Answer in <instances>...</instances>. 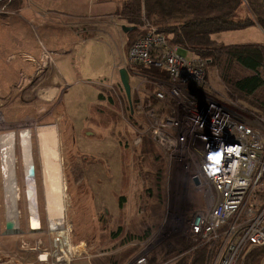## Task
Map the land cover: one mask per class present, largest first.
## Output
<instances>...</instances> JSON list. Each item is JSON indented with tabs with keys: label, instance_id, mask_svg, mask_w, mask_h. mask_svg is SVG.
<instances>
[{
	"label": "rangeland",
	"instance_id": "1",
	"mask_svg": "<svg viewBox=\"0 0 264 264\" xmlns=\"http://www.w3.org/2000/svg\"><path fill=\"white\" fill-rule=\"evenodd\" d=\"M11 1L0 4V23L4 24H0V264H50L60 253L65 255V259L59 264H104L103 259L118 261L127 252L129 254L120 264L140 255L149 256L150 262L155 256L158 263L168 259L166 255L171 249L175 252L182 250L179 255L183 256L184 251L180 248L183 242H194L190 222L198 212L206 211L212 204L215 192L200 174V154L187 148L177 152L179 138L171 149L166 148L164 145L171 144L170 141L156 132L162 123L160 119L172 112L176 104L173 100L178 103L180 100L172 97L167 75L139 71L129 59L126 64L128 51L150 31L159 29L166 38L167 48L177 51L178 47L179 54L197 58L204 65L206 63L203 69L207 78L202 85L205 93L186 89L187 92L201 99L218 98L241 118H258L264 112L243 100L232 98L216 61H207L197 51L190 55L178 45L171 44L172 34L164 32L162 25H155L144 8L138 29L126 32L123 26L135 24L119 14L124 0H70L74 1L71 3L74 9L70 8L68 12H62L65 6L60 4L55 10L45 9L49 11L42 14L44 22L45 18L53 16L58 17L62 24H53V21V25H46L42 33L60 36L66 28L75 31L70 38L61 34L64 41L60 43L67 49L64 53H78L82 45L81 51H87L93 42L91 39L89 43L90 38H98L100 41L92 45L99 55L96 59L102 62V58L108 59L111 53L112 58L116 56L114 61L120 62L114 65V73H110V79L106 81L108 85L102 89L106 100L93 120L94 127L98 129L94 134H99H93L89 140L79 138L78 143H74L72 124L63 115L65 105L62 98L65 97L70 111L76 109V114L82 116V103L87 106L91 99L94 100L95 92L78 85L65 95L59 85L55 88L56 96L48 99L43 95L46 91L50 93L47 88L50 84H46L41 90L37 86V92L41 91L44 99H40L38 94L37 97L31 96L36 85L33 76H36L37 64L34 63L40 61V57L36 58L29 52L32 47L31 50H35L36 42L17 41L11 37L10 34L17 36L19 31L28 33L33 29L31 24L20 21L28 15V10L20 11L17 6L10 8ZM27 1L21 7L26 4L33 10L31 4L34 1ZM106 1L109 2L104 6ZM45 3L50 7L51 0ZM6 16L13 17L9 25L4 22ZM63 17H68L66 22L70 24L63 25ZM79 22H86V25L80 26ZM79 28L85 29V33L77 35ZM227 34L226 31L216 33L218 37L215 35V40L229 44ZM237 41V44H247L255 40L247 36ZM45 43L55 45L49 39ZM41 45L44 47L43 43ZM24 46L30 56L21 53ZM7 47L9 51L19 49V56L11 59L10 63L5 57ZM41 49L42 53L47 50ZM223 58L226 60L225 56ZM25 60L29 67L23 65ZM94 64L99 65L97 62ZM42 65L49 67L48 64ZM121 66L131 70L132 107L121 82ZM251 73L240 66L232 70L236 77ZM260 73L264 78V67L260 68ZM48 77L49 73H46ZM160 89L165 91V98L157 97ZM262 94L264 88L258 93L259 96ZM151 108L154 117H148ZM45 125L59 128L56 136L51 133L43 135L45 128L42 127ZM54 136L60 141L61 151L56 155L47 154L41 147H45L44 143L49 145ZM28 141L33 188L27 181L31 179ZM52 161L58 162L53 165V170L58 173L55 177L59 176L61 184L56 186L45 183L49 178L44 167ZM121 198H124L123 203ZM33 210H36V220ZM153 212L158 213L157 221L150 217ZM53 213L62 215L63 230L62 227L53 228ZM7 221H14L16 228L8 230ZM148 229H151L149 234ZM181 238L185 240L181 241ZM42 254L44 257L47 254V261L40 260ZM245 257L242 264L244 260L247 263L248 255Z\"/></svg>",
	"mask_w": 264,
	"mask_h": 264
},
{
	"label": "built area",
	"instance_id": "2",
	"mask_svg": "<svg viewBox=\"0 0 264 264\" xmlns=\"http://www.w3.org/2000/svg\"><path fill=\"white\" fill-rule=\"evenodd\" d=\"M165 40L153 29L131 46L128 59L166 73L172 97L180 100H173L172 112L160 119L156 132L170 141L166 148L179 138L177 152L187 148L200 154V174L215 192L212 204L190 222L194 242L209 244L208 264H242L252 248L264 246V115L241 118L218 98L201 99L187 92L192 88L205 93L206 63L179 54L178 47L167 48ZM156 95L165 98V91L157 90ZM153 112L151 108L148 117H154ZM60 225L55 229L65 228ZM42 255L40 260L47 261V254ZM60 257L65 259L60 253L50 264H59ZM181 257L156 264H178ZM131 260L126 264H151L146 255Z\"/></svg>",
	"mask_w": 264,
	"mask_h": 264
},
{
	"label": "trees",
	"instance_id": "3",
	"mask_svg": "<svg viewBox=\"0 0 264 264\" xmlns=\"http://www.w3.org/2000/svg\"><path fill=\"white\" fill-rule=\"evenodd\" d=\"M23 2L24 0H12L9 5H13L10 8L15 6L20 8ZM244 4L247 5L245 7L247 13L242 15L241 9ZM143 8L147 17L153 19L155 25H162L164 32L172 34L169 40L171 44L178 45L179 49L186 50L190 55L191 52L194 54L200 52L207 61H216L222 73L221 78L228 84V91L232 98L243 100L249 106L264 112V94L258 95L264 88V78L260 73V68L264 67V45L260 43L225 44L213 38V34L243 29L255 24L264 29V0H124L119 8V14L135 24L133 31H136L138 24L141 23ZM153 16L156 18H152ZM237 66L253 74L233 76L232 70ZM134 67L148 74H166L154 66L136 64ZM127 70L131 75L130 68L127 67ZM103 93H99V101L106 100ZM100 106V104L92 106V121L96 119L95 115H99ZM120 201L123 203L124 198ZM157 214L153 212L149 216L157 221L159 219ZM150 232L151 229H148L147 233ZM184 240L181 238V241ZM183 243L184 245L180 248L183 249L184 255H187H183L178 264L209 263V244H202L199 241ZM181 251L175 252L171 249L166 258H172ZM127 254L129 253H123L118 261L110 258L103 259L104 264H120ZM247 255L246 264H260L264 257V246L252 248ZM153 258L151 264H156L155 256Z\"/></svg>",
	"mask_w": 264,
	"mask_h": 264
},
{
	"label": "crops",
	"instance_id": "4",
	"mask_svg": "<svg viewBox=\"0 0 264 264\" xmlns=\"http://www.w3.org/2000/svg\"><path fill=\"white\" fill-rule=\"evenodd\" d=\"M27 1V0H24ZM30 1H34L33 4H31V7L33 8V10L28 9V7H26L24 5V7H20V11H24V10H28V15L25 17H23L20 21H24L23 24L27 23V24H31L33 26L32 31L26 33H22L21 31H19L16 35L10 34L11 37L14 40L17 41H23L25 42V40H32L34 42L37 43V45L35 46V50H31L33 49V47L31 49H29V52H31L33 55H36V58L40 57V61H36L34 63L37 64V68L34 71V73H36V76H33V78H35L36 80V85H35V90L34 93L31 95L33 97H37V94L39 95L40 99H44L43 95L48 98L51 99L52 97L56 96V89L59 85L62 86V93L64 92V94H68L70 92L71 89L74 88V86H80L82 88H89V89H93L95 92V98L94 100L91 99L89 101V103L87 104V106H85V104L82 103V107L83 108V115L82 116H78L77 110L73 109L72 111H70V108L68 106V103L64 100L65 97L62 98L63 100V104L65 105L64 110H63V115H66V119L67 120L69 118L71 124H72V128H73V135L75 136V140L74 143H78L79 138H84L85 140H89L92 138V135L98 131L97 128H95L93 125V121H92V106H97L98 104L102 105L103 101H99L98 100V95L99 93L102 92L103 87L107 86L108 84L106 83V81L108 82V78L110 79V73L113 74L114 73V65L119 64L120 62L117 63V61H114V58H112L111 53H109V58H102L103 61H98L96 58L99 56L98 54H96L95 49H93L92 45H94L93 43H96L98 41H100L98 38H90L89 43L93 40L92 45L88 46V50L86 51H81V48L83 47V45L79 48L78 53H64L63 51H66V48L62 47V44L60 43V41H64V39H62L61 34H63V37H68L69 38L72 37L75 33V31H73L72 29H68L66 28L63 32H61L60 36H56L53 33L47 32L45 34L42 33V30L45 29V26L48 24H62V21L60 19H58V17H54L50 16L45 18V22H44V18L42 16V14L44 12H48L49 10H45V9H49L52 8L53 10H55L58 5H62L65 6L63 8L62 12H68V10L70 8L74 9V5L71 4L73 2H70V0H51V4L50 7H47L48 5H46V0H30ZM49 2V0H47ZM29 2V1H27ZM109 1H106L104 6H106V3ZM24 3V2H23ZM22 3V4H23ZM22 6V5H21ZM47 7V8H46ZM33 11V12H31ZM61 12V15H62ZM247 13V10L245 9L244 5L241 9V14L244 15ZM66 14V13H65ZM32 15L34 18H32ZM6 21L5 24L9 25L11 22H13V17L12 16H6ZM15 18V17H14ZM16 19V18H15ZM55 19V20H54ZM64 24L65 26H67L66 24H70L68 21V17L64 18ZM3 20V19H1ZM19 20V19H18ZM54 21V22H53ZM53 22V24H52ZM74 23V22H73ZM72 23V24H73ZM1 25H4L3 23H0ZM77 24H80V26L82 25H86V22H79ZM49 30H51L49 28ZM85 29L80 30L77 29L76 30V34L77 35H81L82 33H85ZM227 33H229V44H237L236 42H238L237 40H242L245 37H251L253 41L252 43H260L264 45V29L261 28L259 25H253V26H249L243 29H237V30H230V31H226ZM44 35V36H43ZM213 34V38L215 39V37L218 35ZM105 36V33L103 34V37ZM51 40L54 42L55 45L53 46H48L47 43H45L47 40ZM92 39V40H91ZM97 39V40H96ZM44 45V47H42V44ZM56 44H58L59 48H57L58 50H56ZM17 48V47H16ZM41 48H46L47 50L44 51L45 53L41 52ZM7 58H9L7 60V63H10V60L19 56V49H14L13 51H9V48H5ZM13 49V48H12ZM26 47L24 46V48L21 50L23 52H21L22 54H25L26 56H30L31 54L26 53ZM44 50V49H43ZM45 56V57H44ZM51 60H50V59ZM120 59V58H119ZM126 64L128 62V58H126ZM94 62L99 63V65L94 64ZM42 64H48L49 67H47V65H42ZM23 65L29 67L30 64H26V60L24 61ZM43 66V67H42ZM94 66V67H93ZM24 67V66H23ZM123 66H121L120 68H122ZM44 68V69H43ZM119 68V70H120ZM21 72V71H19ZM22 73V72H21ZM46 73H49V77L48 79L46 78ZM54 73H56L57 75L55 76ZM131 76V75H130ZM105 78V79H104ZM53 79L58 80V82H54ZM102 79V82L101 80ZM38 81V82H37ZM104 81V82H103ZM44 83V85H43ZM46 84H50L47 88L50 91V93H47V91L42 95L41 91L37 92V86L38 89H45ZM43 85V86H42ZM190 90H192V88H188ZM97 92V95H96ZM103 93V92H102ZM62 103V102H61ZM60 104V102L58 103ZM46 126V127H45ZM43 128L44 134H49L51 133V135L53 136V134H55L56 136V132L57 129L59 128H55L53 125H45ZM59 126V125H58ZM48 130H51L48 131ZM99 134V133H96ZM94 134V135H96ZM42 135V134H41ZM93 135V136H94ZM54 136V137H55ZM52 138V137H51ZM77 138V140H76ZM55 137L52 140L49 141V145L47 144H43V146L45 147H41L42 150H45L47 154H51V155H56L58 153H60L61 151V145H60V141ZM47 141V140H46ZM58 164L57 161H52L51 163H46V167H44L46 170V174L48 176V180L45 183L48 184H57L60 183L59 176L56 178L55 176H57L58 173H55V170H53V165ZM52 168V169H51ZM54 180V181H53ZM61 184V183H60ZM58 187V186H57ZM57 190H59V188H57ZM48 207V205H47ZM264 257L262 258L260 264H264Z\"/></svg>",
	"mask_w": 264,
	"mask_h": 264
},
{
	"label": "water",
	"instance_id": "5",
	"mask_svg": "<svg viewBox=\"0 0 264 264\" xmlns=\"http://www.w3.org/2000/svg\"><path fill=\"white\" fill-rule=\"evenodd\" d=\"M135 28V26H123V30L128 32L131 31ZM120 73V78L122 85L124 87V90L126 92L127 98L130 102V105L132 107V85H131V76L127 68L122 67L119 71ZM198 182V180H197ZM32 225V224H31ZM6 227L8 230H13L16 228V224L14 221H8L6 224ZM33 227V225H32ZM59 260H63V257H60ZM26 264H33V263H26Z\"/></svg>",
	"mask_w": 264,
	"mask_h": 264
},
{
	"label": "bare ground",
	"instance_id": "6",
	"mask_svg": "<svg viewBox=\"0 0 264 264\" xmlns=\"http://www.w3.org/2000/svg\"><path fill=\"white\" fill-rule=\"evenodd\" d=\"M14 134V136H15V132L13 133ZM15 138H16V136H15ZM58 141V140H57ZM28 154H29V159H30V164H29V171H30V176H31V179L30 180H27L28 181V186H30L31 188H33V186H34V182H33V177H32V162H31V148H30V144H29V141H28ZM54 181V180H53ZM58 185L60 184V183H57ZM57 184H55V183H53L52 185H57ZM52 203V202H51ZM52 206H53V204H52ZM52 209H53V207H52ZM54 214V213H53ZM33 217H34V220H36L37 218V216H36V210H33ZM17 221H18V216H17ZM8 222V221H7ZM51 223H52V225L54 226L53 228H57V227H60L61 225L60 224H62L63 223V218H62V215H61V217L59 216V215H56V214H54V216H51ZM18 225V224H17Z\"/></svg>",
	"mask_w": 264,
	"mask_h": 264
}]
</instances>
